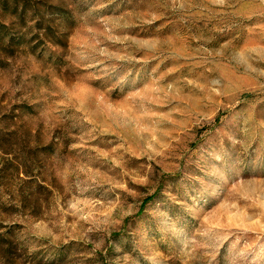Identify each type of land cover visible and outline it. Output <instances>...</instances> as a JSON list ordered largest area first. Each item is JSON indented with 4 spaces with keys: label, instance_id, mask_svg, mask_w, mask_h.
<instances>
[{
    "label": "rangeland",
    "instance_id": "1",
    "mask_svg": "<svg viewBox=\"0 0 264 264\" xmlns=\"http://www.w3.org/2000/svg\"><path fill=\"white\" fill-rule=\"evenodd\" d=\"M20 2L0 264H264V0Z\"/></svg>",
    "mask_w": 264,
    "mask_h": 264
},
{
    "label": "trees",
    "instance_id": "2",
    "mask_svg": "<svg viewBox=\"0 0 264 264\" xmlns=\"http://www.w3.org/2000/svg\"><path fill=\"white\" fill-rule=\"evenodd\" d=\"M0 5H2L3 9L10 11L13 14H18L20 16L21 19H23L25 17V15L27 14V6L29 5V3H23L21 6V2L20 0H0ZM38 8V7H37ZM37 8L33 11L35 12L34 15H37V13L39 11H37ZM38 25H42V20L39 19L38 21H36ZM39 33H36V36H44L46 38H48L49 36V32L48 29H45L43 27H40V31H38ZM24 39V33L19 32V33H15L14 31H12L10 29V27L8 25H6L5 23L0 21V40L5 41V43L7 44L6 49H10L9 54L13 55L14 52H16V46L18 44H20V42H22V40ZM58 40H60V37H58ZM37 45L32 43L31 44V49H36ZM4 61L2 59H0V63H3ZM26 137L29 136L31 134V132H26ZM0 147H3L7 150V148H14V145L10 144V143H2L0 141ZM11 149V150H12ZM28 155H25L22 159V163L25 165L26 163H28ZM12 230V229H11ZM3 237L2 235H0V238ZM14 245V242L8 241L7 246L5 247V250L11 249Z\"/></svg>",
    "mask_w": 264,
    "mask_h": 264
}]
</instances>
